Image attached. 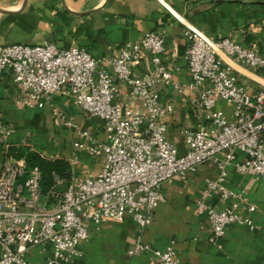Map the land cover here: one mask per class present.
Masks as SVG:
<instances>
[{"label": "built area", "instance_id": "obj_1", "mask_svg": "<svg viewBox=\"0 0 264 264\" xmlns=\"http://www.w3.org/2000/svg\"><path fill=\"white\" fill-rule=\"evenodd\" d=\"M184 38L185 82L178 81L176 71L164 63L163 31L147 32L99 58L75 46L0 47V76L10 74L26 107L41 110L52 96L61 95L73 109L99 120L105 134L101 142L72 116L55 112L72 136L73 150L100 155L103 163L93 177L72 176L64 183L54 176L43 194L39 168L26 169L24 159L9 156V148L16 146L10 143L12 130L0 114V264H29L31 248L44 253L49 249L46 264H72L79 255L78 245L89 238L85 224L99 227L129 216L145 228L165 201L164 183L184 179L207 161L225 168L233 163L235 150L247 157L234 165L235 170L264 181V88L252 97L224 60L264 73V56L229 38L211 40L192 27H186ZM144 58L149 66L138 75L135 69ZM161 88L186 99L197 112L196 126L181 131L187 146L181 155L167 137L166 119L174 107L171 101H161ZM220 103L232 106V112L225 114ZM77 161V155L67 159L70 166ZM224 168L218 178L205 181L196 203V213L207 216L212 244L230 225L253 229L254 207H247L244 214L236 212L239 196L223 185ZM215 193L223 201L231 200L227 209L206 205ZM142 252H151L152 264H178L172 245L151 250L136 241L127 256Z\"/></svg>", "mask_w": 264, "mask_h": 264}, {"label": "crops", "instance_id": "obj_2", "mask_svg": "<svg viewBox=\"0 0 264 264\" xmlns=\"http://www.w3.org/2000/svg\"><path fill=\"white\" fill-rule=\"evenodd\" d=\"M186 27L214 41L232 39L264 56V0H0V47L53 44L68 49L75 46L99 58L147 32L163 31L164 63L176 71L175 77L181 82L187 79L183 61ZM224 60L234 67L239 83L252 97L264 88V73ZM148 66L149 61L144 58L135 73L140 75ZM160 95L162 102L171 101L174 107V113L166 119L167 137L178 153L184 154L187 146L181 131L196 126L197 112L186 99L172 96L164 88ZM22 98L10 74L4 72L0 76V114L12 130L9 141L13 146L29 145L43 156L38 151L41 139L47 140L46 134V137L42 134L43 121L59 110L72 116L80 128L88 130L97 140H105L101 122L73 109L65 97L52 96L41 110L26 107ZM218 107L227 115L233 109L223 103ZM68 134L65 136L72 141ZM28 138L32 144H28ZM73 155L78 156L72 166L74 178L81 180L99 172L102 156L75 151L69 145L61 158L67 160ZM234 157L233 163L225 168L207 161L184 179L164 183L161 192L165 201L156 208L145 228L138 227L129 216L122 222L109 221L99 227L85 224L89 238L78 245L79 255L72 264H152L151 252L128 258L127 253L136 241L151 250H164L172 245L178 264H264V181L237 172L234 165L243 163L247 157L237 150ZM223 168L226 171L223 185L239 196L236 212L244 214L247 207H254L250 214L253 229L230 225L223 237L212 244L208 240L207 216L196 213V203L205 181L218 178ZM231 203V200L223 201L217 193L206 201L215 210L227 209ZM27 255L29 264H46L49 249L44 253L31 248Z\"/></svg>", "mask_w": 264, "mask_h": 264}, {"label": "trees", "instance_id": "obj_3", "mask_svg": "<svg viewBox=\"0 0 264 264\" xmlns=\"http://www.w3.org/2000/svg\"><path fill=\"white\" fill-rule=\"evenodd\" d=\"M16 153V159H24L26 169L38 167L41 172V190L46 194L53 185V178L57 176L64 183L70 181L71 167L67 160L42 158L38 153L32 152L28 147L11 149ZM52 201V199H50Z\"/></svg>", "mask_w": 264, "mask_h": 264}, {"label": "rangeland", "instance_id": "obj_4", "mask_svg": "<svg viewBox=\"0 0 264 264\" xmlns=\"http://www.w3.org/2000/svg\"><path fill=\"white\" fill-rule=\"evenodd\" d=\"M31 45H38V44H31ZM66 133H67L66 130L57 121L55 114H53V115L50 114L43 121V132H42V134L44 135V137L47 136V140L41 139L42 146L40 148H38V151L40 153H43L44 155H46L45 157L52 158V159H61V157L63 156V151L67 148V146H69V145L71 146V143H72L70 138L65 136L68 134V133L67 134ZM45 134H46V136H45ZM29 135L30 134H28V137H29ZM32 142H33L32 139L28 138V144H30V143L32 144ZM54 143L57 145H59V144L60 145L55 146ZM14 148H16V147L9 148L8 154L11 158L16 159L15 151L11 150ZM99 156H97V157H99ZM70 167H71V178H70V180H71L72 176H73V170H72V166H70ZM74 179H76V178H74ZM40 203H41V201H40Z\"/></svg>", "mask_w": 264, "mask_h": 264}]
</instances>
